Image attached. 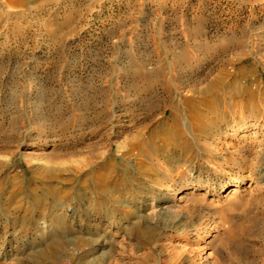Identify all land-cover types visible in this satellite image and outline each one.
Masks as SVG:
<instances>
[{
  "label": "rangeland",
  "instance_id": "obj_1",
  "mask_svg": "<svg viewBox=\"0 0 264 264\" xmlns=\"http://www.w3.org/2000/svg\"><path fill=\"white\" fill-rule=\"evenodd\" d=\"M263 163L264 0H0V264H264Z\"/></svg>",
  "mask_w": 264,
  "mask_h": 264
},
{
  "label": "bare ground",
  "instance_id": "obj_2",
  "mask_svg": "<svg viewBox=\"0 0 264 264\" xmlns=\"http://www.w3.org/2000/svg\"><path fill=\"white\" fill-rule=\"evenodd\" d=\"M169 121L171 120L174 123H177L178 121V117H177V113L175 112V109L172 107L171 113L169 115ZM163 122H161L162 124ZM154 136V135H153ZM153 138V137H152ZM260 178L264 181V163L260 166ZM245 178L242 177L239 180H237L236 183V187H238V189H233V191H227V194L224 197H231L232 195H234L235 193H241V196H244L245 194L249 193V191L251 190V186L252 184H248V186H239L240 184L244 183ZM197 190L196 186L194 184L189 185L187 187L184 188H180L177 190V192H175V194H173L172 196L166 198L165 200L163 198H159L157 200V203H163L161 205V209L164 211H168L173 213H177V212H181L184 209L187 210L188 205L191 203L193 204L195 207L196 205H199L201 207H203V204H201L202 202V198L201 197H197L195 195V191ZM168 203H170L169 205H167ZM195 203V204H194ZM160 206V205H159ZM106 236H103L101 239L95 241L92 244L86 245L83 244L81 247H79L80 249L75 252V255H82V256H87L89 259L88 262H93L94 259L96 258H105V255L108 254L107 251V247L108 244L113 240H116L115 237L116 236H109L107 237V233H105ZM167 235V233L165 234ZM163 234V236H165ZM168 236V235H167ZM166 236V237H167ZM206 237V236H205ZM203 239L200 235L196 236L194 240H192V242L194 243V245L198 246L199 248H201V250L205 249L204 248V244H202ZM171 240H175V238L171 235H169L168 241ZM211 253L207 252H203L202 254V259L204 260L205 263L209 262V258H210ZM44 256V254L39 256V259H42ZM45 258V257H44ZM93 264V263H90Z\"/></svg>",
  "mask_w": 264,
  "mask_h": 264
}]
</instances>
